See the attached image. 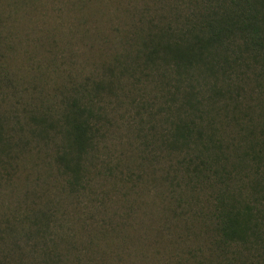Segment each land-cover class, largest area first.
I'll return each instance as SVG.
<instances>
[{
	"label": "rangeland",
	"instance_id": "1",
	"mask_svg": "<svg viewBox=\"0 0 264 264\" xmlns=\"http://www.w3.org/2000/svg\"><path fill=\"white\" fill-rule=\"evenodd\" d=\"M214 1L0 0V264H264L213 221L221 198L264 229V50L190 78L141 51ZM76 107L92 138L71 184Z\"/></svg>",
	"mask_w": 264,
	"mask_h": 264
},
{
	"label": "trees",
	"instance_id": "2",
	"mask_svg": "<svg viewBox=\"0 0 264 264\" xmlns=\"http://www.w3.org/2000/svg\"><path fill=\"white\" fill-rule=\"evenodd\" d=\"M214 2V5L207 2L199 18L191 19L192 23L187 22V26L173 28L168 23L161 27L158 33L147 32L146 38L142 39L144 43L141 49L145 63L154 65L153 69H157L158 65L173 68L178 75L190 78L194 72L205 74V71H211L213 67L211 65L219 62L220 53L226 56L222 59L225 64L228 62L229 51L238 60L245 53L252 55L254 52L264 50V0ZM85 112L86 110L76 107L71 109L68 115L65 140L71 147L73 155L70 153L71 149L64 150L60 158L65 161L64 167L71 173L72 180H69L71 184L79 175L81 153L92 138L91 126ZM183 130H186L187 137L191 134L188 125L178 130L180 135ZM222 200L221 198L218 200L220 205L215 207L213 214L214 233L217 238L215 244L229 247L255 243V248L260 249L264 256V229H261V233L256 231L257 223L253 217L252 207L235 204L225 206ZM33 218L41 220L43 214L38 213ZM38 230L40 236L45 238L43 228ZM252 238L255 241H252Z\"/></svg>",
	"mask_w": 264,
	"mask_h": 264
}]
</instances>
